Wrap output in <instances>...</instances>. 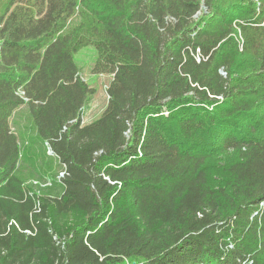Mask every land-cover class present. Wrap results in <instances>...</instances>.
<instances>
[{
  "label": "trees",
  "instance_id": "trees-1",
  "mask_svg": "<svg viewBox=\"0 0 264 264\" xmlns=\"http://www.w3.org/2000/svg\"><path fill=\"white\" fill-rule=\"evenodd\" d=\"M0 264H264V0H0Z\"/></svg>",
  "mask_w": 264,
  "mask_h": 264
},
{
  "label": "rangeland",
  "instance_id": "rangeland-1",
  "mask_svg": "<svg viewBox=\"0 0 264 264\" xmlns=\"http://www.w3.org/2000/svg\"><path fill=\"white\" fill-rule=\"evenodd\" d=\"M81 20L80 9L77 8L74 15L69 19L67 28L70 29L77 26L80 24ZM97 58L98 53L93 45H87L81 48L75 55V60L80 67L82 77L88 85L95 90L88 110L83 116V123L85 124L97 119L103 113L109 99L108 86L112 80V75L94 72ZM30 122L29 112L24 106L18 108L11 118L13 129L22 139L32 133ZM25 146H27V143L22 144V153L26 152V154L18 164L17 173L23 177L27 183L32 184L37 191L50 188L51 181L46 175H43L45 170L49 168L46 164L50 162V159H46L44 150L39 147L32 146L27 149Z\"/></svg>",
  "mask_w": 264,
  "mask_h": 264
}]
</instances>
